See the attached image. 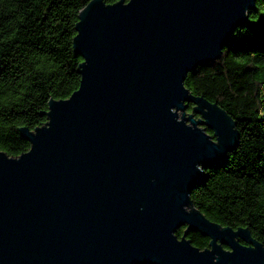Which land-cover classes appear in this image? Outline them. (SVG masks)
I'll list each match as a JSON object with an SVG mask.
<instances>
[{"label":"water","instance_id":"water-1","mask_svg":"<svg viewBox=\"0 0 264 264\" xmlns=\"http://www.w3.org/2000/svg\"><path fill=\"white\" fill-rule=\"evenodd\" d=\"M256 2L92 0L79 12L78 89L48 103L44 126L19 129L27 152L0 151V264H264L248 229L212 223L190 202L238 133L184 86Z\"/></svg>","mask_w":264,"mask_h":264},{"label":"trees","instance_id":"trees-1","mask_svg":"<svg viewBox=\"0 0 264 264\" xmlns=\"http://www.w3.org/2000/svg\"><path fill=\"white\" fill-rule=\"evenodd\" d=\"M90 1L0 0V151L8 157L30 148L20 128L44 126L48 103L78 89L82 59L72 42L79 12ZM184 86L223 109L238 133L227 162L204 171L190 202L212 223L248 229L264 247V0H257L221 57L188 73ZM183 231L175 233L179 239ZM186 238L199 250L208 248L209 239L199 232Z\"/></svg>","mask_w":264,"mask_h":264},{"label":"rangeland","instance_id":"rangeland-1","mask_svg":"<svg viewBox=\"0 0 264 264\" xmlns=\"http://www.w3.org/2000/svg\"><path fill=\"white\" fill-rule=\"evenodd\" d=\"M184 113H185L184 117H187V118L189 117V115H191V113H189V112H187V111H185ZM182 114H183V112H179V113H178L179 120H181ZM187 114H188V115H187ZM193 119H195V120H199V117H198V116H194ZM198 127H199V128H204L205 126H204V125H199ZM207 134H208V133H207Z\"/></svg>","mask_w":264,"mask_h":264}]
</instances>
